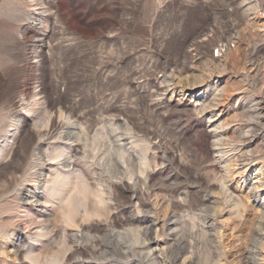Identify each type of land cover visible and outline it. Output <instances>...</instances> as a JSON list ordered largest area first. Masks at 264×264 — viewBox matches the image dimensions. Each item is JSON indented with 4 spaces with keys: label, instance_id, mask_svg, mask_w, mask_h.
<instances>
[{
    "label": "rangeland",
    "instance_id": "obj_1",
    "mask_svg": "<svg viewBox=\"0 0 264 264\" xmlns=\"http://www.w3.org/2000/svg\"><path fill=\"white\" fill-rule=\"evenodd\" d=\"M245 2L0 0V229L20 225L22 229L33 230L46 220L45 224L53 230L52 234L57 230L61 231L60 227L63 225L59 222L58 201L65 196L62 192H72L76 181L73 177L78 172H84L88 183L93 187L96 179H101L105 182L102 188L104 187V191L107 189L109 180L99 166L100 154L98 152L99 156L96 155V149L100 147L98 151L106 152L103 149L115 146L112 125L116 124L127 130L117 133H122V138H127L126 148L130 154L133 152L132 159L140 154L144 145L149 147L146 153L148 166L144 168L146 174L143 176L146 180L142 178L137 186L143 188L148 185L159 186L161 183L163 186L155 188L150 195H173L175 201L182 197L179 208L175 210L176 215L178 214L176 219L179 216L177 220L182 218L185 221L182 225L185 230L178 234L184 240L191 236L197 242L198 258L194 260L195 264H241L239 258L242 256L244 259L245 254L243 251L237 253L236 247L228 260L219 259V262L212 253L207 260L204 259L212 246V239L201 236L202 220L213 218L219 222L225 218L219 213L224 209L222 203L215 200L201 202L205 195H218L221 165L211 159L214 154L208 145L209 116L196 113L188 96L192 89L193 94L198 93V85L186 89L181 80L183 76L198 74L205 68L204 64L206 65L205 61L208 59L201 60L204 63L194 61L192 57L198 45L204 46L209 40H212V44L217 43L231 36L240 44L243 43L240 51H235L236 55L240 52V58L234 63L231 62L235 45H229L228 66L219 77L220 87L225 92L224 99L227 95L231 97L224 106L222 96L219 99L221 103L218 104H223V107L218 105L212 115L223 110L222 121L233 119L241 123L240 127H245L249 123L246 117L253 112L248 106L257 101L255 107H264V89H261L264 88L263 84H250L240 77L244 63L250 60L248 55L257 60V78L260 79L261 74H264L263 33L260 32L261 29L254 30V27L246 24L240 25L234 14L235 9L243 8L239 12L240 18L244 17L243 23L255 17L252 11L247 10ZM253 2L258 7L257 16H264V0ZM31 12L38 13L40 25L37 27L30 24ZM208 47L210 48L207 49ZM203 50L208 56L218 55L211 44L204 46ZM235 73H238L237 76ZM177 80L180 83L175 85ZM23 94L27 107L20 110ZM248 98L253 100L249 105L246 104L250 101ZM36 115L42 117L47 128L34 125L33 118ZM2 118L9 124L5 126ZM65 122L78 123L87 128L90 139L95 131L100 132L103 135L99 143L97 142L100 146L95 148L91 141L90 149L77 150L80 145L75 146L76 155L69 168H56V162L44 165L47 163L44 149L53 142L52 135L63 126L67 127ZM68 127L71 128L70 125ZM38 135H45V138L42 140ZM93 147L96 151L91 150ZM222 148L226 149L224 145ZM74 151L71 150V154ZM40 171L44 180H52L62 171L68 176L69 183L61 194L50 195L49 198V195L43 193V188L37 190L34 184ZM117 178L121 177L111 178L114 183L112 191L107 189L104 192L105 197L110 196L113 199L108 217L113 215L125 219L131 215L127 211L133 212L134 217L147 216L135 210L138 204L131 197V193L126 191V195L121 194L119 190H126L127 186L117 183ZM123 180L129 186L132 185V182L124 178ZM31 190L38 192L40 197L35 208L29 207L30 202L25 199ZM152 197L147 198L151 208L146 207L145 210L157 209L161 220L166 208H162L165 206L158 201L155 204V197ZM244 218V225L237 219L232 220L231 226L235 235L239 230V234L247 233L246 228L252 221V213H244ZM101 219L93 218L83 223L100 229ZM149 219L153 220L152 215H149ZM158 224L160 222L156 225ZM97 228L92 229V232L99 231ZM67 231L76 229L67 228ZM117 231L123 232L122 229ZM221 232L225 234L222 241L227 242L229 231ZM168 233L171 237L176 234L174 231ZM169 244L172 246L171 253H175V244ZM47 252L49 251H45L43 256ZM133 254L131 258H127L129 261L133 257L134 262L141 261L142 254L140 255L138 249ZM119 259L118 262L123 263L127 260ZM22 263L31 264L27 259H22ZM7 264L15 262L9 261Z\"/></svg>",
    "mask_w": 264,
    "mask_h": 264
},
{
    "label": "bare ground",
    "instance_id": "obj_2",
    "mask_svg": "<svg viewBox=\"0 0 264 264\" xmlns=\"http://www.w3.org/2000/svg\"><path fill=\"white\" fill-rule=\"evenodd\" d=\"M242 1L247 2H245L248 8L247 10L252 11L255 17L243 23L242 19L244 17L241 19L239 16V12L243 8L240 10L235 9L234 14L237 22L240 25L246 24L248 27H254V30L261 29L260 32H262L263 35H260H262L264 39V16H257L258 7L256 2H253L255 0ZM232 9H234V7ZM252 12L251 14H253ZM37 14L36 12H31L29 15L30 24L35 27L40 25ZM229 38L213 44L212 40L206 43V45L211 44V46L216 49L218 52L217 56H213L212 54L209 56L206 55L203 52L204 46L206 45L196 46L195 54H193L192 57L194 61H201L204 60V58L208 59L205 61L206 65L204 61H201L204 62L205 68L198 74L190 73L189 75H185L181 80L186 89L198 85V93L193 94L191 92L192 89L189 90L188 96L190 97L191 105L194 104L193 110H195L196 113H205L209 116L207 118V129L210 134V142L208 145L214 154L211 159H213V162H217L221 165V182L219 183L218 195H216V197H213V195H205L201 202H205V200L209 202L215 200L219 202V204L222 203L224 209L220 210L219 213L224 215L225 218L219 222H216L213 218H204L201 223L200 234L203 237L209 236L212 239V246L210 245L211 248L209 247L210 250H208L207 256L204 257L205 260H207L211 253L214 254L218 261L219 259L220 261L221 259L228 260L232 250L236 247L237 253L243 251L245 254L244 259L242 256L239 258L241 264H264V107L260 109L255 107L257 101L252 103L253 100L248 98L250 101H246V104L249 105L252 103L248 106V109H252L253 112L250 111L252 113L246 117L249 123L245 127H240L241 123L235 120L233 121V119L225 122L222 121L221 117L223 116V110L212 115L217 109L218 103H221L219 99H222V96L224 106L226 105V101L228 102V98L230 99L231 97V95H227L224 99L225 92L224 88L220 87L221 82L219 78L220 73H223L228 66L227 56L230 55V44L235 45V50L232 52L234 57L231 63L236 62L240 58V52L236 55L235 51H240L239 48H241L243 43L240 44L234 37ZM209 48L210 47L207 49ZM222 50L223 53H221ZM248 56H250V60L244 63L240 77L250 84L260 83V85L263 84L262 86H264V74H261L262 77H260V79L257 78L259 69L257 60L254 59L256 60L254 61L251 55ZM222 68L223 70H220ZM236 74L238 73H235V75ZM171 75L173 76V74ZM177 82L175 85H178L180 80H177ZM261 89L259 90L262 92L263 90ZM24 97V94L21 95L20 110H25L27 107V105H25L27 102H25ZM260 101L261 100H259V102ZM220 106L223 107V104L219 105V107ZM256 110H258V112ZM60 116L59 119H61ZM41 118L40 115H36L33 118L34 125L38 128L44 126L47 128V123ZM1 121L6 123L5 126L9 124L4 119ZM65 121H68V119H65ZM65 123L66 125H64L67 127L63 126L55 135H52L53 142L51 141L52 143L50 146L44 149V155L47 159V163L45 162L44 165H51L50 162H56V168L57 166L63 169L69 168L72 166L73 157L76 155L77 150H86V148L88 149L92 146H95V148L97 145L100 146L98 143L103 136L100 132L95 131L90 139L86 131L87 128L83 127L81 124ZM69 125L71 128L68 127ZM112 127V133L114 134L113 138H116L113 140L115 146L112 145L111 148L108 146L109 148L106 147V149H103L105 151L107 150L106 152L98 151L100 147H97V151L94 147L91 150H95L98 156L100 154L98 158L99 166L102 167V173H104V176L109 180V182H107L108 184H106L108 191H112L114 186L111 178L120 176L121 178H117V183H123L127 186L126 190H119L121 194L126 195V191L131 193V197L135 200L136 204H138L135 210L147 216L142 218L134 217V214H132L133 212L127 211V213L131 215L127 216L125 219H119L118 216L113 215L108 217V211L113 199L110 198L109 195V197H105L106 194L104 192L107 191V189L105 188L104 191V187L102 188V184L105 182L103 183L101 179H96L95 186L93 187L88 183V178L84 172H78V174L73 177L76 181L73 185L72 192L68 194L62 192L63 188L69 183L66 173L62 171L59 173L57 172L59 175L55 174L56 176L52 180H44V175L40 171L39 176L37 175V180L34 178V184H36L37 190L43 188V193L49 195V198L50 195L61 194V192L65 195L63 200L59 199L58 201L60 210L59 222L63 225L60 227V229H62L52 234L53 230L50 229L49 225L45 224L46 220L38 227H34L33 230H28V228L27 230L22 229L20 225H14L12 228L7 227L0 229V264H7L9 261L15 262V264H23L22 259H27L31 264H195L194 260L198 258L196 253L197 242L193 240L191 236L184 240L179 237L178 234L185 230L182 228L185 221L182 220V218L181 220H177L180 218L179 216V218L177 217L176 219L178 214L176 215L175 210L179 208L181 204L180 199L182 200V197H178L177 201H175L173 195H150L155 188L158 189V187L163 186L161 183L159 186L148 185L143 188L138 187L137 183L140 182L146 172L144 168L148 166L146 153L149 147L146 144L140 149V154H137V156H135L136 158H134L136 160L135 163L131 155L133 152L130 154V151L126 148L127 141H125V139L127 138L124 139L122 138V133H117L119 131L127 132L126 128L116 124H113ZM124 135H126V133ZM39 137L43 140L45 135H40ZM108 140H110V138H108ZM89 141H91L92 146L89 145ZM123 141H125V143H123ZM109 142L112 143L111 140ZM38 145L36 147H38ZM77 145H80V148L76 150L74 147ZM223 145L226 147L225 150H222ZM1 149L2 148H0V151ZM71 150L74 151V154H71ZM98 152L99 154H97ZM86 161L88 160L86 159ZM35 173L34 175H36ZM92 175H94V173ZM123 178L132 182V185L129 186L128 183H125ZM144 179L146 180V177H144L143 180ZM152 196L155 197V204H157L158 201L160 205L165 206L162 208H166V212L162 215L161 220L159 219L157 209L145 210L146 207H150L147 198ZM25 199L30 202L28 204L29 207L32 208H35L40 202L38 192L28 191V195ZM183 201H185V198ZM154 206L156 207L157 205ZM113 208L115 209L116 207L113 206ZM248 212L252 213V221L246 228L247 233L239 234V230L237 235H235L231 226L232 220L237 219L244 225V213ZM149 215H152L153 220L149 219ZM93 218H98L99 220L102 218L100 229L97 228V226L87 225V223L85 225L83 223L86 221L89 222V220ZM157 222H160V224L156 225ZM155 227L160 229L158 230ZM67 228H75L76 231L69 232ZM96 228L97 230L99 229V231L96 232L94 230L95 232H92V229ZM117 229H122L123 232H119ZM221 230L229 231V239L227 242L222 241L225 234L223 235ZM168 231H174L176 234L171 237L172 235L169 236ZM168 236L171 237V239H168ZM160 237L162 239L158 240L157 238ZM163 237H165V239ZM231 240L233 241L230 242ZM33 242H35V244ZM170 242L175 244V253H171L170 249L172 246L169 244ZM136 249L139 250L140 255L142 254L140 258L141 261L138 260L139 262H134L133 258L135 259V257L129 261L127 258H131ZM45 251L49 252L43 256ZM119 258L124 259V261L125 259L127 260L124 263L118 262V260H120Z\"/></svg>",
    "mask_w": 264,
    "mask_h": 264
}]
</instances>
